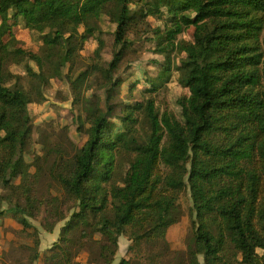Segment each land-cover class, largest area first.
Wrapping results in <instances>:
<instances>
[{"label":"trees","instance_id":"1","mask_svg":"<svg viewBox=\"0 0 264 264\" xmlns=\"http://www.w3.org/2000/svg\"><path fill=\"white\" fill-rule=\"evenodd\" d=\"M180 29L199 54L178 49ZM5 53L23 61L0 80V217L34 239L12 264L73 263L91 229L103 264L121 238L118 264H264V0H0V71ZM36 87L44 110L24 98ZM49 111L52 142L21 173ZM35 225L60 226L46 251Z\"/></svg>","mask_w":264,"mask_h":264},{"label":"rangeland","instance_id":"2","mask_svg":"<svg viewBox=\"0 0 264 264\" xmlns=\"http://www.w3.org/2000/svg\"><path fill=\"white\" fill-rule=\"evenodd\" d=\"M56 20L51 19L49 20L43 27V31L47 32L49 30H52ZM176 46L178 49H183L191 54H199L201 51V48L196 45L194 42L188 40L185 36V32L183 30H178V33L176 35V40H175ZM93 51V43L89 42L86 45V48L83 50V54L81 56V62L83 64H88L87 57L92 55ZM135 52L133 49L128 51V56H134ZM80 60V59H79ZM23 61V56L21 54H8L5 53L2 56V68L0 71V80L2 82H10L13 80L14 75L12 73V68H15V65L21 63ZM37 61L42 69L44 68L43 61L40 58H37ZM134 71L137 72L138 75L141 73V67L136 66ZM26 83V80L25 82ZM59 84L55 83V87H53V90L55 91L58 88ZM92 93H89V95ZM168 95H169V90L168 88H164L161 91L157 92L155 94L156 97V104L161 105L165 107L167 104H169L168 100ZM2 98V93L0 92V99ZM25 100L31 101L34 103L37 111L40 109L44 110L45 104L42 99V94L40 92V87H36V89L30 93V94H25L24 95ZM55 115L52 112H47L44 116H41L38 118L36 121V124H41L39 132L36 131H30L28 135L26 136V146H25V158L20 166V172L21 173H27L30 168H34L38 165V161L40 160L41 157V148L42 147H47L51 144V140L48 139V135L46 132L47 130V121L49 120V116ZM63 115V114H62ZM69 122L66 119H63L61 121L62 125H67ZM58 139L64 141L65 145L68 146L67 150H71V144L77 142V134L74 133V131L71 130H63L61 129L59 133L56 135ZM31 142L33 144H31ZM37 144L38 147H35L34 145ZM45 153V151L43 152ZM16 226V227H15ZM62 226V225H61ZM40 231V238L41 235L44 234L46 235V241L42 247L41 245V250L46 251L48 247L52 245L54 241L58 240V236L60 233V226L56 229L55 235H51L44 231V229L40 225H35ZM190 228V226H189ZM188 224H184L182 227H178L175 231H172L170 234L171 239L175 241L173 243V248L178 247V248H184V245L187 243L189 240L187 238L188 235H191V229L189 232ZM177 232V234H176ZM89 237L90 241L86 246L87 248L81 252L80 257L77 258V263L81 264V262L84 260V264H90L91 261L88 260V257L85 256H100V240L101 237L96 233L94 229H91L89 231ZM100 238V240H98ZM19 242H24L27 243L31 246H34V239L30 238H23L19 231V226L17 223H15L10 217H0V264H12L10 261V252H11V246L13 243H19ZM129 247V242L125 240L124 238L120 239V250H119V255L120 256L118 259L115 260L114 264H118L121 260L122 257H124L127 253ZM84 256V257H83ZM174 258L179 257L182 258L183 256H177L176 254H173ZM21 258V257H20ZM101 257H99L98 261L97 260H92V264H99ZM103 262V260H102ZM40 263V261H39ZM38 263V264H39Z\"/></svg>","mask_w":264,"mask_h":264},{"label":"crops","instance_id":"3","mask_svg":"<svg viewBox=\"0 0 264 264\" xmlns=\"http://www.w3.org/2000/svg\"><path fill=\"white\" fill-rule=\"evenodd\" d=\"M16 227V226H15ZM56 233H53V234H51V235H55ZM41 239H42V242H41V245H42V247H43V245H44V243H45V241H46V235L44 234V232H43V234L41 235ZM98 240H100V238H98ZM55 242V241H54ZM27 244V243H26ZM88 246V245H87ZM100 246V245H99ZM49 248V247H48ZM87 248V247H86ZM85 248V249H86ZM42 249V248H41ZM84 257V256H83ZM85 257H88V260L89 261H91V263L90 264H92V262L94 261V260H97L98 261V259H99V257L100 256H85ZM101 259V258H100ZM93 260V261H92ZM84 262V260L81 262V264H84L83 263ZM69 264H78L77 263V260L75 261V262H73V263H69ZM99 264H103V262H102V260H100V262H99Z\"/></svg>","mask_w":264,"mask_h":264}]
</instances>
